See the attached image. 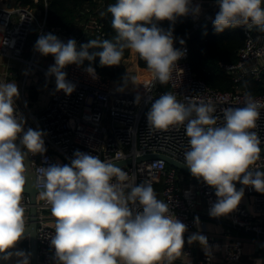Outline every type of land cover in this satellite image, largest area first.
Here are the masks:
<instances>
[{
    "label": "clouds",
    "instance_id": "1",
    "mask_svg": "<svg viewBox=\"0 0 264 264\" xmlns=\"http://www.w3.org/2000/svg\"><path fill=\"white\" fill-rule=\"evenodd\" d=\"M219 11L212 21L214 31L244 28L264 32V0H215ZM112 16L113 40L92 39L77 45L66 43L52 33L39 35L34 50L51 55L54 64L46 76H54L56 90L71 95L75 85L67 81L64 69L88 61L84 71L97 75L92 62L100 66L121 64L125 50L137 54L146 64L154 82L166 85L186 50L174 47L173 28H159L155 22L174 24L179 17L198 16L200 4L193 0H116L107 7ZM101 16L105 12L100 13ZM184 45V40H179ZM91 50V51H90ZM134 82L125 75L123 84ZM124 91V87L118 89ZM19 89L14 80L0 81V261L30 264L31 254L18 250L26 238V209L22 203L27 182L26 160L46 152L41 130L27 128L17 111ZM140 102L139 95L136 103ZM264 109V101L244 96L243 107L222 110L218 124L212 102H180L171 92L151 102L148 127L166 131L184 127L188 139L184 165L197 180L215 190L217 200L209 216L219 218L235 211L250 186L264 194V171L258 170L261 139L254 129ZM32 187L50 206L55 218L50 237L55 264H175L189 257L185 244H198L208 257L213 246L200 232L185 239L187 226L176 218L168 203L157 198L150 182L137 184L111 161L77 150L70 164L36 168ZM199 224V218L195 221ZM191 264V260H188ZM256 264H262L257 260Z\"/></svg>",
    "mask_w": 264,
    "mask_h": 264
},
{
    "label": "built area",
    "instance_id": "2",
    "mask_svg": "<svg viewBox=\"0 0 264 264\" xmlns=\"http://www.w3.org/2000/svg\"><path fill=\"white\" fill-rule=\"evenodd\" d=\"M193 4H200L201 13L198 16L189 14L193 21L192 29L174 40L175 48L186 50L185 56L178 61V67L183 71L175 70L168 84L154 82L147 68H139L136 62L131 68H137V72L127 73L128 77H134V82L130 81L126 86L122 84L123 80L103 77L94 66L97 79L84 71L88 65L78 67L72 64L64 69L67 81L75 85V91L70 96L56 90L55 77L52 76L53 89L42 112L34 113L26 103L24 107L16 104L17 111L25 120V130L32 128L45 133L46 152L28 158L34 171L55 163L70 164L77 150L98 156L102 161L115 162L131 158V164L120 168L130 176H135L137 184L150 182L152 186L160 185V192L155 191L157 198L168 203L176 218L187 226V236L194 233L204 218H210L217 224L223 221L222 217L209 216V209L217 200L215 190L191 174L168 165L164 159L134 160L147 154H165L183 163L187 150L189 138L183 126L171 127L166 131L151 129L146 114L151 102L161 94L171 92L178 101L184 103L188 99L197 103L212 102L216 106L214 115L218 117L219 124L223 122L222 110L243 107L246 94L239 88L234 91L213 89L193 74L188 58V37L201 25H213L212 21L219 11L215 0H193ZM46 16V4L43 12L29 6H0V56L33 65L32 59L23 57V52L33 27L38 28L39 35L46 32ZM97 28L100 29L99 26ZM238 29L243 33L245 42L237 52V61L233 64L220 62L219 66L231 76L234 83L249 76L260 79L264 74V32ZM50 31L59 33V29L54 27ZM181 39L184 45L179 43ZM121 87H124V91L118 90ZM138 95L140 102L136 103ZM253 97L264 101V94ZM254 131L261 139V147H264V109ZM257 167L264 171V154L257 161ZM236 187L237 190L244 188V196L237 209L225 216V223L232 232L225 238L215 234L207 237L209 245L213 246V253L211 257L203 253L201 261L209 264H246L248 262L242 258L245 246L250 242L252 257H261L264 264V194L239 182ZM40 199L38 194V264H55L54 249L50 243V237L54 235L55 218L51 215L50 206ZM22 203L28 220V194L24 193ZM197 217L199 224L195 222ZM184 251L192 256L190 248Z\"/></svg>",
    "mask_w": 264,
    "mask_h": 264
},
{
    "label": "trees",
    "instance_id": "3",
    "mask_svg": "<svg viewBox=\"0 0 264 264\" xmlns=\"http://www.w3.org/2000/svg\"><path fill=\"white\" fill-rule=\"evenodd\" d=\"M14 5L29 6L40 12L44 11L46 4L47 16L46 27L59 28L64 36L74 39L77 45L87 43L92 39L113 40L116 33L112 29V16L107 13V7L116 0H11ZM105 12L104 16L100 13ZM156 26L168 30L173 28V35L177 39L188 33L193 26V21L187 16L177 18L176 22L170 25L169 21L155 22ZM100 27L98 30L97 27ZM39 30L37 27L31 29L26 46L32 49L38 39ZM66 40V42L68 41ZM245 38L238 29H225L222 33H216L212 24H204L193 31L188 37L189 57L193 74L204 80L213 89L223 91H234L236 88L244 90L252 95L264 94V74L260 79L251 76L235 82L222 68L220 62L233 64L237 61V52L243 46ZM91 51V50H90ZM131 52L125 50L121 64L117 66H100L97 57L92 66L103 76L115 81L123 80L128 73V60ZM136 64L139 68H147L143 60L135 54ZM84 61L83 65H88ZM156 192H160V185L153 186ZM186 239V238H185ZM185 248L192 250L194 259H199L202 253L199 245L191 246L185 244ZM195 260V261H196ZM176 264L183 263L182 260L175 261Z\"/></svg>",
    "mask_w": 264,
    "mask_h": 264
},
{
    "label": "crops",
    "instance_id": "4",
    "mask_svg": "<svg viewBox=\"0 0 264 264\" xmlns=\"http://www.w3.org/2000/svg\"><path fill=\"white\" fill-rule=\"evenodd\" d=\"M0 6H15L11 0H0ZM55 29H59L54 27ZM60 30V29H59ZM1 33V28H0ZM46 33H52L56 35L60 40L66 43L68 40V36L62 35L59 33H55L49 30H46ZM34 47L30 49L29 47H25L23 52V57L25 59H32L34 62L33 65L28 64L27 62L11 60L7 57L0 56V81H12L14 80L19 89V98L16 100V104L24 107L25 103L32 110V108H37V114L43 111L44 107L47 105L50 95L53 89V77L46 76V73L49 69V66L54 64V58L51 55L42 56L38 52L35 51L33 55ZM33 106V107H31ZM202 210L205 211V208L202 207ZM222 222L217 224L210 218H204L200 225H198L194 231V233L200 232L202 235L209 237L211 234H215L217 236H222L225 238V235H228L232 232L228 229L227 224L225 223V216L222 217ZM28 224V220H27ZM187 235L185 234V238L187 240ZM227 238V237H226ZM221 239V237H219ZM18 250H24L31 254L30 251V238L26 236L25 239L20 241L17 244ZM186 249V248H185ZM200 253H204V251L199 246ZM252 245L250 242H247L245 246V251L243 254L242 260L247 261L246 264H256L257 260L252 257ZM202 257V256H201ZM201 257L199 259H194L193 256H189L186 258H182V262L184 264H188V260H191V264H209L207 262L201 261ZM196 260V261H195ZM0 264H5V262L0 261ZM8 264H15V259L8 262ZM30 264H31V256H30ZM176 264V263H175ZM183 264V263H178ZM244 264V263H242Z\"/></svg>",
    "mask_w": 264,
    "mask_h": 264
},
{
    "label": "water",
    "instance_id": "5",
    "mask_svg": "<svg viewBox=\"0 0 264 264\" xmlns=\"http://www.w3.org/2000/svg\"><path fill=\"white\" fill-rule=\"evenodd\" d=\"M137 68H128V72H137ZM261 155L264 154V147H261ZM161 158L166 161V163L180 171H185L189 174L190 170L184 165V163H180L179 161L171 158L168 155L161 154H147L143 157H137L134 160L136 162L144 161V159H154ZM133 159L127 158L126 160H120L113 162L117 167H123L127 164H131ZM26 165L28 168L27 171V182L25 187V193L30 197V207H29V218H28V228L26 229V236L30 238V251H31V264H38V256H37V240H36V229H37V195L39 194L37 190H35L32 185L35 181V171L30 163V160H26ZM43 201L42 199H40Z\"/></svg>",
    "mask_w": 264,
    "mask_h": 264
},
{
    "label": "rangeland",
    "instance_id": "6",
    "mask_svg": "<svg viewBox=\"0 0 264 264\" xmlns=\"http://www.w3.org/2000/svg\"><path fill=\"white\" fill-rule=\"evenodd\" d=\"M136 62V59H135V54L134 53H131L130 57H129V60H128V65H129V68H131L132 64H134ZM122 83V82H121ZM123 84V83H122ZM124 85V84H123ZM33 107V106H31ZM32 111L34 113H37V108H32ZM255 260H259V261H262L261 260V257H255Z\"/></svg>",
    "mask_w": 264,
    "mask_h": 264
}]
</instances>
